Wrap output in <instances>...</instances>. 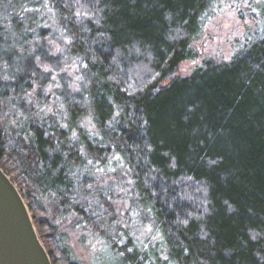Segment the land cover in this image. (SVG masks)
I'll return each mask as SVG.
<instances>
[{
    "label": "trees",
    "instance_id": "obj_1",
    "mask_svg": "<svg viewBox=\"0 0 264 264\" xmlns=\"http://www.w3.org/2000/svg\"><path fill=\"white\" fill-rule=\"evenodd\" d=\"M223 1L5 4L14 31L28 39L66 38L63 58L79 62L82 78L80 93L60 95L59 117L48 99L39 108L22 100L31 98L27 65L40 48L24 62L4 53L15 61L3 60L0 104L15 114L7 131L0 126V168L27 202L40 239L49 225L38 219L28 184L87 221L85 205L73 207L68 194L84 203L97 191L87 177L75 188L68 170L95 173L110 160L160 232L168 258L162 264H264V0L240 1L251 21L228 62L204 60L178 75L182 63L199 58L193 44ZM42 4L46 25L36 16ZM59 59L46 47V64ZM46 251L52 264H80L61 251L59 260L55 247ZM117 251L123 264H140L138 253Z\"/></svg>",
    "mask_w": 264,
    "mask_h": 264
},
{
    "label": "rangeland",
    "instance_id": "obj_2",
    "mask_svg": "<svg viewBox=\"0 0 264 264\" xmlns=\"http://www.w3.org/2000/svg\"><path fill=\"white\" fill-rule=\"evenodd\" d=\"M8 1L11 0H0V63L7 58L4 53H13L20 57L19 61L24 62L33 56L36 48H40L38 51L41 57L30 58V65H27L29 69L25 68L34 78L31 82L33 87L28 93L31 98L25 96L22 100L27 104L35 100L36 108H39L48 99L49 111L65 117L60 95L70 97L81 92L79 62L63 58L68 41L60 33L37 41L28 39L27 34L14 31L10 19L3 11ZM240 1H223L219 8H215L201 39L193 44V48L199 52V58L182 63L178 69L180 77L190 75L204 60L215 63L230 60L251 21L246 13V5ZM37 10L36 16L46 25V6L39 5ZM46 47L51 55L60 57L58 62L46 64ZM11 57L7 59L13 63L15 60ZM0 69H6L4 63L0 64ZM0 108V126L7 131L12 126L15 109L9 106L6 108L3 104H0ZM81 124L88 131H94L89 120H83ZM67 174L75 188L79 187L84 177L91 178L89 185L97 191V194L89 195L84 203L76 201V193L68 194L69 203L73 207L77 203L85 205V215L89 217L87 221H83L82 212L70 208L62 210L55 197H42L36 185L28 184L35 206H40L38 219L49 225L42 230L41 241L45 249L55 247L59 260L61 251L68 256L66 258L80 264H123L120 258L122 253L117 251L120 248H125V252L130 255L138 253L136 261L140 264H156V260L162 264L168 260L160 232L148 213L138 208L137 195L132 190L127 174L114 169L110 160L95 173L82 166L71 167ZM102 199L107 201L111 212L105 209ZM62 211L67 214L62 215Z\"/></svg>",
    "mask_w": 264,
    "mask_h": 264
},
{
    "label": "water",
    "instance_id": "obj_3",
    "mask_svg": "<svg viewBox=\"0 0 264 264\" xmlns=\"http://www.w3.org/2000/svg\"><path fill=\"white\" fill-rule=\"evenodd\" d=\"M0 264H52L26 202L1 168Z\"/></svg>",
    "mask_w": 264,
    "mask_h": 264
}]
</instances>
